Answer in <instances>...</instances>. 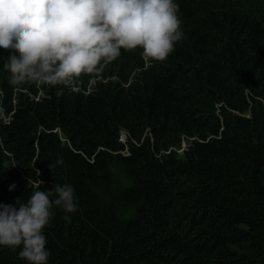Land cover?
Here are the masks:
<instances>
[{
	"label": "trees",
	"instance_id": "trees-1",
	"mask_svg": "<svg viewBox=\"0 0 264 264\" xmlns=\"http://www.w3.org/2000/svg\"><path fill=\"white\" fill-rule=\"evenodd\" d=\"M174 2L166 60L121 49L71 87L12 86L0 48V202L75 190L48 264H264V0Z\"/></svg>",
	"mask_w": 264,
	"mask_h": 264
},
{
	"label": "clouds",
	"instance_id": "clouds-1",
	"mask_svg": "<svg viewBox=\"0 0 264 264\" xmlns=\"http://www.w3.org/2000/svg\"><path fill=\"white\" fill-rule=\"evenodd\" d=\"M178 12L174 0H0V48L13 53L3 67L12 86L71 87L99 74L121 49L141 48L146 60L164 61L184 35ZM0 122L8 123L3 113ZM54 194L36 190L18 207L0 202V246L20 248L28 264H48L44 229L53 207L68 222L78 207L70 184H57Z\"/></svg>",
	"mask_w": 264,
	"mask_h": 264
},
{
	"label": "built area",
	"instance_id": "built-area-1",
	"mask_svg": "<svg viewBox=\"0 0 264 264\" xmlns=\"http://www.w3.org/2000/svg\"><path fill=\"white\" fill-rule=\"evenodd\" d=\"M127 139H128V135H127V133L125 131H123L122 134H121V140L123 142H125Z\"/></svg>",
	"mask_w": 264,
	"mask_h": 264
}]
</instances>
